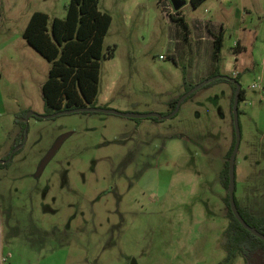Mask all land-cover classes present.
<instances>
[{"label":"rangeland","instance_id":"1","mask_svg":"<svg viewBox=\"0 0 264 264\" xmlns=\"http://www.w3.org/2000/svg\"><path fill=\"white\" fill-rule=\"evenodd\" d=\"M68 2L0 0V161L20 134L19 113H46L41 86L50 63L22 32L34 11L49 15L50 28ZM98 9L111 23L97 106L165 115L187 85L220 73L237 79L244 95L234 197L264 217V0H205L197 8L186 0L179 9L186 40L170 18V0H98ZM220 28L221 58L214 60L212 33ZM237 39L244 49L232 45ZM233 91L224 80L204 85L163 120L30 116L23 146L0 167V251L8 264H247L240 254L225 262L221 172L235 140ZM67 132L36 177L40 160ZM262 255L256 264H264Z\"/></svg>","mask_w":264,"mask_h":264},{"label":"trees","instance_id":"2","mask_svg":"<svg viewBox=\"0 0 264 264\" xmlns=\"http://www.w3.org/2000/svg\"><path fill=\"white\" fill-rule=\"evenodd\" d=\"M204 1L189 0L192 8H197ZM170 18L182 29V39H188L189 27L180 11L173 12ZM48 21L49 15L47 13L34 11L22 32V37L26 43L50 63L47 78L41 86L45 114L67 108L97 106L100 60L103 55V41L111 23V16L98 9V0H69L65 16L63 18L53 17L50 28ZM212 37V57L217 60L221 58L223 29L220 28L217 33H212ZM240 51L238 50V52ZM113 53L114 47H110L107 56L112 57ZM219 80H224L233 85L234 91L231 100V104H233L236 86L231 81L218 78L205 86ZM191 87L193 84L187 85L184 92ZM243 95L244 91L240 88L238 102L243 98ZM179 96L169 102L171 110L175 107ZM24 115V112L19 113L22 118ZM15 122L20 127V134L12 144L11 150L21 142L26 124L23 119H16ZM233 145L234 141L230 146L227 158ZM20 149L16 150L13 156ZM9 156L10 153L7 157ZM9 162L0 163V167L7 166ZM221 177L223 185L227 188V162L221 172ZM225 201L229 219L224 229L227 244L225 262L240 254L245 258L247 264H256L257 260L261 256L263 257L264 241L245 229L234 217L229 207L228 195H226ZM236 205L243 219L264 234V217L253 216L248 210L240 207L237 202Z\"/></svg>","mask_w":264,"mask_h":264},{"label":"water","instance_id":"3","mask_svg":"<svg viewBox=\"0 0 264 264\" xmlns=\"http://www.w3.org/2000/svg\"><path fill=\"white\" fill-rule=\"evenodd\" d=\"M186 0H170L171 6L173 11H177L179 10L184 4H185ZM218 78H224L227 79L231 82H233L236 86V90L234 93V98H233V104H232V117H233V125H234V130H235V142L232 148V151L230 153L229 159H228V187H227V194H228V202H229V207L230 210L232 212V214L234 215V217L238 220V222L248 231H250L253 235H255L256 237L262 239L264 241V234L261 233L260 231H258L257 229H255L254 227L250 226L241 216V214L238 211L236 202H235V197H234V190H235V157H236V153L238 150V146H239V142H240V126H239V120H238V109H237V105H238V98H239V91H240V85L239 82L237 80H235L234 78H231L227 75H223V74H217L211 77L206 78L205 80L197 83L196 85H194L193 87H191L189 90H187L186 92H184L176 101L175 107L167 114L165 115H161L158 113H127V112H120L117 111L115 109H110V108H105V107H100V106H83V107H75V108H67V109H61L58 111H55L53 113H49V114H38L35 113L33 111H28L25 114V127H24V138H23V142L19 145H17L16 147H14V149L11 151L10 156L6 159V160H2L0 161V163H5L11 160V157L14 153V151H16L17 149H19L23 143L25 142L26 139V133H27V120L30 117V115H34L38 118H43V119H47V118H54L58 115L61 114H69V113H76V112H101V113H111V114H117V115H121V116H126V117H130V118H146V117H157L158 119H167L170 118L172 116H174L179 108L181 103L187 98L189 97L192 93H194L197 89L201 88L202 86L210 83L211 81L218 79ZM71 135V132H67L64 133L62 135H60L55 142L53 143V145L51 146V148L49 149V151L45 154V156L40 160L38 167L36 169L35 175H38L43 168L46 166V164L51 160V158L56 154V152L58 151V149L60 148V146L62 145V143L64 142V140ZM130 264H135L134 261H131Z\"/></svg>","mask_w":264,"mask_h":264},{"label":"built area","instance_id":"4","mask_svg":"<svg viewBox=\"0 0 264 264\" xmlns=\"http://www.w3.org/2000/svg\"><path fill=\"white\" fill-rule=\"evenodd\" d=\"M237 44V41H233L232 45L235 46ZM0 264H8V258L6 255H4L1 251H0Z\"/></svg>","mask_w":264,"mask_h":264},{"label":"flooded vegetation","instance_id":"5","mask_svg":"<svg viewBox=\"0 0 264 264\" xmlns=\"http://www.w3.org/2000/svg\"><path fill=\"white\" fill-rule=\"evenodd\" d=\"M232 83H233V82H232ZM234 85H235V84H234ZM30 116H34V115H30ZM35 117H36V116H35ZM24 118H25V115H24ZM24 118H23V120H24ZM36 118H38V117H36ZM40 119H43V118H40ZM24 121H25V120H24ZM23 138H24V134H23ZM23 138H22L21 142L18 143L17 145H19V144H21V143L23 142ZM16 139H17V138H16ZM64 141H65V140H64ZM234 142H235V140H234ZM23 144H24V143H23ZM17 145H16V146H17ZM16 146H15V147H16ZM22 146H23V145H22ZM22 146H21V147H22ZM21 147H20V148H21ZM20 148H19V149H20ZM13 149H14V148H13ZM13 149H12V150H13ZM12 150H11V151H12ZM17 150H18V149H17ZM11 151H10V153H11ZM14 152H15V151H14ZM13 154H14V153H13ZM12 156H13V155H12ZM229 156H230V155H229ZM228 159H229V157H228ZM227 165H228V160H227ZM37 167H38V166H37ZM43 169H44V168H43ZM42 171H43V170H42ZM42 171H41L38 175H35V174H34V175H35L36 177H39V176L41 175ZM227 187H228V185H227ZM226 189H227V188H226ZM227 195H228V194H227ZM248 212H249V211H248ZM249 213H250V212H249Z\"/></svg>","mask_w":264,"mask_h":264},{"label":"crops","instance_id":"6","mask_svg":"<svg viewBox=\"0 0 264 264\" xmlns=\"http://www.w3.org/2000/svg\"><path fill=\"white\" fill-rule=\"evenodd\" d=\"M202 38H203V37H202ZM234 41H236V40H234ZM237 44H238V45H241L243 49L245 48L244 45L242 44V42H241L240 39H237ZM98 100H99V99H98V97H97V101H98ZM105 100H106V97H104L103 101H105ZM96 104H97V102H96ZM97 105H98V104H97Z\"/></svg>","mask_w":264,"mask_h":264}]
</instances>
